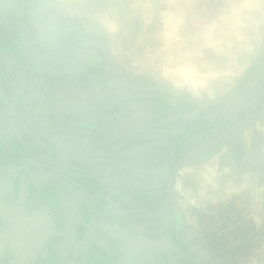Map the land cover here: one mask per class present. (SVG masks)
Returning a JSON list of instances; mask_svg holds the SVG:
<instances>
[{"label": "rangeland", "instance_id": "obj_1", "mask_svg": "<svg viewBox=\"0 0 264 264\" xmlns=\"http://www.w3.org/2000/svg\"><path fill=\"white\" fill-rule=\"evenodd\" d=\"M262 2L117 8L115 37L88 16L56 15L60 31L49 42L39 34L41 0H0L5 170L30 162L62 181L69 226L78 223L117 264H264V192L228 184L251 169L264 188V138L255 130L264 119ZM146 50L150 61L134 70L129 53ZM208 79L223 89L196 95ZM221 152L219 171H230L213 180L203 166ZM105 225L165 242L133 249Z\"/></svg>", "mask_w": 264, "mask_h": 264}, {"label": "crops", "instance_id": "obj_2", "mask_svg": "<svg viewBox=\"0 0 264 264\" xmlns=\"http://www.w3.org/2000/svg\"><path fill=\"white\" fill-rule=\"evenodd\" d=\"M43 23L45 20L39 34L53 42L58 32L50 40L47 30L53 29L54 22H48L46 30ZM56 28L60 31L59 20ZM9 151L19 156L20 151ZM5 152L1 145L0 264H117L98 240H85V231H77L78 223L69 226L68 197L63 194L62 181L46 170L33 169L30 162L6 171ZM222 186L226 187L224 183ZM94 232L92 228L89 235L99 236V230Z\"/></svg>", "mask_w": 264, "mask_h": 264}, {"label": "clouds", "instance_id": "obj_3", "mask_svg": "<svg viewBox=\"0 0 264 264\" xmlns=\"http://www.w3.org/2000/svg\"><path fill=\"white\" fill-rule=\"evenodd\" d=\"M169 0H41L40 7L44 11L40 14L42 20H47L52 16L59 15L61 19L65 15L71 19L79 15L88 16L89 18L99 22L103 32L112 34L114 37L118 34L120 28L119 24L123 23V18L113 15V9H158L166 6ZM29 7H32L31 5ZM227 7V6H224ZM251 7V6H246ZM261 21L264 22V2L259 6ZM246 15H251L247 13ZM55 25L52 26L55 31ZM194 89L196 95L200 92L206 94L209 98L216 95L217 90L223 89V82L219 79H208L198 82ZM255 130L261 134L264 138V119L258 121L255 124ZM252 128H248L244 131V138L248 143L249 148L252 147ZM226 151V150H225ZM221 152L217 155L211 156L206 159L204 169L207 173H211L212 179L216 180L222 177H227L229 169L225 167L223 172H220L221 158L224 155ZM242 183L238 186L228 181L229 187L232 191L243 192L247 189H253L257 192H264V188H256V175L249 169L242 174ZM183 181L177 184L178 190L182 188ZM181 205H184V201H181Z\"/></svg>", "mask_w": 264, "mask_h": 264}, {"label": "water", "instance_id": "obj_4", "mask_svg": "<svg viewBox=\"0 0 264 264\" xmlns=\"http://www.w3.org/2000/svg\"><path fill=\"white\" fill-rule=\"evenodd\" d=\"M48 22H54V25L58 26V19H48L43 23V29H45V25ZM55 27V31L53 29L47 30L49 39H53L57 35V28ZM46 30V29H45ZM112 228V231H111ZM106 233L113 238L117 239L121 243H124L125 245H128L132 247L133 249H159L164 245L163 238H144L140 236H136L133 234H130L126 232L125 230L120 229L119 227L115 225H105L102 228ZM163 240V241H162ZM132 253L128 251L125 255V257L129 260L131 259Z\"/></svg>", "mask_w": 264, "mask_h": 264}, {"label": "built area", "instance_id": "obj_5", "mask_svg": "<svg viewBox=\"0 0 264 264\" xmlns=\"http://www.w3.org/2000/svg\"><path fill=\"white\" fill-rule=\"evenodd\" d=\"M150 53L146 51H131L129 53V63L131 65V67H134V70L140 69L135 67V62L136 61H150ZM148 68V67H147Z\"/></svg>", "mask_w": 264, "mask_h": 264}, {"label": "bare ground", "instance_id": "obj_6", "mask_svg": "<svg viewBox=\"0 0 264 264\" xmlns=\"http://www.w3.org/2000/svg\"><path fill=\"white\" fill-rule=\"evenodd\" d=\"M111 231H112V228H111ZM163 246V245H162Z\"/></svg>", "mask_w": 264, "mask_h": 264}]
</instances>
